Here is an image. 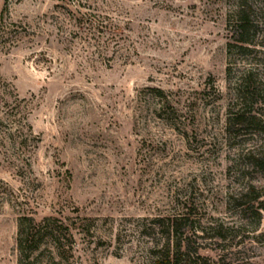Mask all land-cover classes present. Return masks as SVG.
Returning a JSON list of instances; mask_svg holds the SVG:
<instances>
[{"label": "rangeland", "instance_id": "1", "mask_svg": "<svg viewBox=\"0 0 264 264\" xmlns=\"http://www.w3.org/2000/svg\"><path fill=\"white\" fill-rule=\"evenodd\" d=\"M95 15L112 35L87 33ZM2 32L0 264H156L174 216L180 264H264V171L246 159L264 128L228 126L237 81L264 84V0H0ZM246 108L264 124V95ZM249 187L259 217L236 201ZM26 217L67 226L59 257L20 263Z\"/></svg>", "mask_w": 264, "mask_h": 264}, {"label": "trees", "instance_id": "2", "mask_svg": "<svg viewBox=\"0 0 264 264\" xmlns=\"http://www.w3.org/2000/svg\"><path fill=\"white\" fill-rule=\"evenodd\" d=\"M95 16L93 19H87L89 22L88 29H86L87 33L97 38L107 31L112 35L114 29L112 30L111 27L106 26L103 19L101 20L98 16ZM84 17V15L80 17L79 22L81 24L85 23ZM236 19L237 22L232 29V37L239 44L237 46L238 49L245 51L248 50V47L242 45L247 43L245 37L248 33L249 22L248 14L243 7L237 10ZM5 34V32L0 33V51L4 49L8 50V47H10L8 44L10 40ZM234 95L239 110L233 113L232 120L228 118V126L233 128L245 126L264 128V124H261L257 114L252 112L251 109L246 111V107L256 97L264 95V84L255 83L250 74L243 75L234 85ZM230 121L232 122L230 123ZM246 159H248L252 166H259L264 171V153L255 155L249 152L246 155ZM253 191V187L247 188L246 191L239 193L236 201L242 208V211H248L259 217L258 211L261 210L262 206V202L258 200L259 197L255 196L253 199L248 200ZM187 221V217L180 218L174 216L168 218L166 224L162 225L165 228L167 240L158 250L156 264H180L183 259L188 258L190 253L189 243L182 239L180 233L182 225L187 223ZM66 237L70 238L67 226L56 218L45 219L43 223H37L31 217L20 219L16 234V247L20 255V263L29 254L39 250L43 244L46 251L49 252L51 259L52 256L59 257L62 242L66 240Z\"/></svg>", "mask_w": 264, "mask_h": 264}]
</instances>
